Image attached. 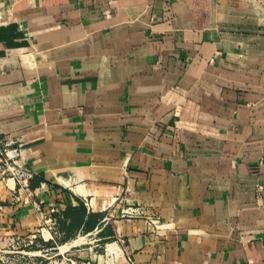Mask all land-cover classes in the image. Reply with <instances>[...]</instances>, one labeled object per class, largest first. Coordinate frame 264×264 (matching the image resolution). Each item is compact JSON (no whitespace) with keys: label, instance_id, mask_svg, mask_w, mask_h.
Returning <instances> with one entry per match:
<instances>
[{"label":"crops","instance_id":"0c3cea01","mask_svg":"<svg viewBox=\"0 0 264 264\" xmlns=\"http://www.w3.org/2000/svg\"><path fill=\"white\" fill-rule=\"evenodd\" d=\"M0 138L34 172L0 237L264 264V0H0Z\"/></svg>","mask_w":264,"mask_h":264},{"label":"rangeland","instance_id":"374dc122","mask_svg":"<svg viewBox=\"0 0 264 264\" xmlns=\"http://www.w3.org/2000/svg\"><path fill=\"white\" fill-rule=\"evenodd\" d=\"M96 222L81 232L56 237V242L39 236L0 237V264H84L90 253L104 258L106 244L99 239L104 222Z\"/></svg>","mask_w":264,"mask_h":264},{"label":"built area","instance_id":"2783aa9c","mask_svg":"<svg viewBox=\"0 0 264 264\" xmlns=\"http://www.w3.org/2000/svg\"><path fill=\"white\" fill-rule=\"evenodd\" d=\"M23 153V143L0 138V179L7 180L11 178L17 182L20 188H27L34 172L27 166ZM120 199L122 200V197L120 195L117 196L116 200ZM128 261L131 264H135L132 257H128Z\"/></svg>","mask_w":264,"mask_h":264},{"label":"bare ground","instance_id":"6f19581e","mask_svg":"<svg viewBox=\"0 0 264 264\" xmlns=\"http://www.w3.org/2000/svg\"><path fill=\"white\" fill-rule=\"evenodd\" d=\"M11 179V178H10ZM85 238V237H84Z\"/></svg>","mask_w":264,"mask_h":264}]
</instances>
